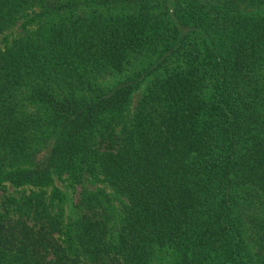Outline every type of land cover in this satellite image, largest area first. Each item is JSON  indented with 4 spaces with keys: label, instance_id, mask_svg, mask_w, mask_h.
<instances>
[{
    "label": "trees",
    "instance_id": "1",
    "mask_svg": "<svg viewBox=\"0 0 264 264\" xmlns=\"http://www.w3.org/2000/svg\"><path fill=\"white\" fill-rule=\"evenodd\" d=\"M0 264H264V0H0Z\"/></svg>",
    "mask_w": 264,
    "mask_h": 264
},
{
    "label": "rangeland",
    "instance_id": "2",
    "mask_svg": "<svg viewBox=\"0 0 264 264\" xmlns=\"http://www.w3.org/2000/svg\"><path fill=\"white\" fill-rule=\"evenodd\" d=\"M141 91H142V89H141ZM90 185V184H89ZM88 185V188L89 187H91V186H89ZM60 186V185H59ZM62 187V186H61ZM62 189L65 191V193L69 196V198H70V196H71V194L73 193L71 190H67V189H64L63 187H62ZM82 191V187H76L75 188V191H74V201L75 200H77L78 198H79V193Z\"/></svg>",
    "mask_w": 264,
    "mask_h": 264
}]
</instances>
